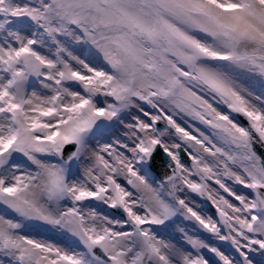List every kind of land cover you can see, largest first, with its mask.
I'll use <instances>...</instances> for the list:
<instances>
[{"label":"snow or ice","instance_id":"snow-or-ice-1","mask_svg":"<svg viewBox=\"0 0 264 264\" xmlns=\"http://www.w3.org/2000/svg\"><path fill=\"white\" fill-rule=\"evenodd\" d=\"M0 264H264V0H0Z\"/></svg>","mask_w":264,"mask_h":264}]
</instances>
